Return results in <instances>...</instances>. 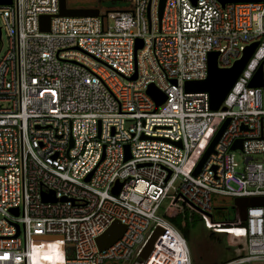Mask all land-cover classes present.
<instances>
[{
  "label": "built area",
  "instance_id": "2783aa9c",
  "mask_svg": "<svg viewBox=\"0 0 264 264\" xmlns=\"http://www.w3.org/2000/svg\"><path fill=\"white\" fill-rule=\"evenodd\" d=\"M160 1L85 18L57 17L59 0L0 5V264H197L204 255L264 264V206L242 220L233 203L227 219L214 218L222 198L264 197V0H165L161 15ZM254 43L219 110L208 94L184 91L207 77L209 54L228 69ZM260 66L262 85L252 88ZM150 85L165 96L157 109ZM50 192L66 201L44 202ZM181 217V228L198 218L213 251L195 253L189 229L186 238L171 221ZM115 222L124 234L99 250Z\"/></svg>",
  "mask_w": 264,
  "mask_h": 264
},
{
  "label": "water",
  "instance_id": "95a60500",
  "mask_svg": "<svg viewBox=\"0 0 264 264\" xmlns=\"http://www.w3.org/2000/svg\"><path fill=\"white\" fill-rule=\"evenodd\" d=\"M164 1H160L159 14H162ZM193 4H195L196 0H191ZM225 5L227 3H256L262 0H218ZM10 0H0V5H9ZM57 17H72V18H85V17H102L101 11L98 8H70L67 6V0H59V12ZM50 19L49 16H42L40 18V31L48 32L50 28ZM1 37V32H0ZM141 42H139L136 46V50L141 48ZM258 43H254L247 47L243 53L241 59L236 61L231 68L228 69H220L217 64L218 53H211L208 56L207 61V77L202 81L195 82H186L184 84V91L187 93H206L209 96V106L212 112H216L219 110L221 105L223 104L226 96L230 92L231 88L237 81L247 62L253 55L255 49L257 48ZM136 76L132 77V80H135ZM262 85V67L260 66L253 79L251 80L250 87L257 88ZM146 93L152 98L155 103V108L157 109L160 105H162L165 101V96L162 92H160L154 85H150L146 91ZM229 120H226L216 136L212 140L209 149L201 159L196 171L195 175L200 172V169L208 156L214 152V147L218 142L219 138L225 131L228 126ZM241 149V141H237L231 148V150H240ZM126 159H129V147L125 146ZM121 184L116 183L112 189V193L117 195L120 190ZM42 199L44 202L56 203L58 201L64 202L65 199L57 200L54 197V193L50 192L49 194H42ZM234 206H236L241 214L242 220L246 219V210L249 207H258L264 206V197L260 198H235L233 200ZM14 214L17 215V209H15ZM125 232V226L120 224L119 222L113 223L105 233L99 236L96 239V244L99 250H105L112 246L117 240H119ZM161 230L157 229L151 238L148 240L146 245L144 246L140 258L142 261L147 260L150 253L152 252L153 245L160 235ZM18 235V234H17Z\"/></svg>",
  "mask_w": 264,
  "mask_h": 264
},
{
  "label": "rangeland",
  "instance_id": "374dc122",
  "mask_svg": "<svg viewBox=\"0 0 264 264\" xmlns=\"http://www.w3.org/2000/svg\"><path fill=\"white\" fill-rule=\"evenodd\" d=\"M76 1V2H74ZM96 1L98 0H67V4L68 6H76V7H83V8H88V7H95L96 5ZM112 23V21H110V24ZM2 42L4 43L3 45L5 46V36L4 34L2 35V38H1ZM235 159L237 161V163H239L240 165L243 163L242 161V156L238 153H235ZM169 200H165L162 204V207L160 209V211L158 212V214L160 215H163L166 211H169ZM220 205H217L218 207H221L224 209V212H226V214H231L232 210H231V207L233 206V199L231 198H222L219 200V203ZM182 208V205H178L175 209L176 211L180 210ZM186 216V215H185ZM186 218V217H185ZM195 220V219H194ZM192 222L191 226L189 227V235L191 238L197 240V242H195L193 245H194V250H195V253L198 254L199 252L200 253H203V254H207V253H210V251H213V248L214 246L212 244H210V246H207L206 245V241L202 238V233L204 236H206L207 232L206 231H202L201 233V224H199L198 221H194ZM190 245V244H189ZM207 247H208V251H207ZM211 248V249H210ZM209 256V254L207 255ZM42 258L46 261L49 259V255H43ZM216 262V258H214L213 256H209V257H205V255L203 256V258H200L197 260V264H213Z\"/></svg>",
  "mask_w": 264,
  "mask_h": 264
},
{
  "label": "trees",
  "instance_id": "16d2710c",
  "mask_svg": "<svg viewBox=\"0 0 264 264\" xmlns=\"http://www.w3.org/2000/svg\"><path fill=\"white\" fill-rule=\"evenodd\" d=\"M128 5H129L128 0H98V1H96L95 7L93 6V7H88V8H98L102 12H110V11H116L119 9H123V8L127 7ZM67 6H68V4H67ZM81 8H83V7H81ZM214 218L216 220H224V219H227V214H226V212L224 213L223 208L214 207ZM182 219L183 218L181 217V218L172 219L171 221L173 222L174 225H176V227L178 229H181L183 235L187 238L188 237L187 232H188V229L191 226L192 222H189L188 218H184L185 222H186V226H185V228H181L180 223H181ZM195 220L198 221V218H195Z\"/></svg>",
  "mask_w": 264,
  "mask_h": 264
},
{
  "label": "flooded vegetation",
  "instance_id": "af4514ba",
  "mask_svg": "<svg viewBox=\"0 0 264 264\" xmlns=\"http://www.w3.org/2000/svg\"><path fill=\"white\" fill-rule=\"evenodd\" d=\"M76 2V1H74ZM70 8H81V7H76V6H69Z\"/></svg>",
  "mask_w": 264,
  "mask_h": 264
},
{
  "label": "crops",
  "instance_id": "0c3cea01",
  "mask_svg": "<svg viewBox=\"0 0 264 264\" xmlns=\"http://www.w3.org/2000/svg\"><path fill=\"white\" fill-rule=\"evenodd\" d=\"M215 207H218L217 204L215 205ZM225 213V212H224Z\"/></svg>",
  "mask_w": 264,
  "mask_h": 264
}]
</instances>
